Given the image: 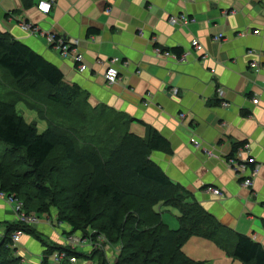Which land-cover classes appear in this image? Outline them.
<instances>
[{
	"label": "crops",
	"instance_id": "crops-1",
	"mask_svg": "<svg viewBox=\"0 0 264 264\" xmlns=\"http://www.w3.org/2000/svg\"><path fill=\"white\" fill-rule=\"evenodd\" d=\"M37 2L0 0V32L56 67L66 84L79 88L78 104L102 114L98 118L115 135L127 132L146 139L148 129L155 130L169 152L153 151L149 160L191 195L189 202L264 250V0H56L47 15L36 10ZM178 15L195 21L174 27L168 18ZM20 23L77 40L87 69L79 72L72 55L63 58L43 35L27 33ZM89 30L97 32L88 36ZM192 41H198L203 53L193 50ZM156 47L186 54L185 61L157 56ZM112 57L120 58L122 65L119 80L108 86L103 75ZM218 88L225 93L227 108L218 102ZM192 138L199 148L190 144ZM248 158L252 163L245 178L253 167L257 173L252 185L243 187L228 159ZM208 187L219 189L222 196L212 195ZM154 210L170 229L179 227L178 221L164 216L173 210L177 220L176 209L158 204ZM52 218L41 217L31 228L41 242L64 247L63 231L69 227H54ZM13 223L12 205L0 197V240L6 224ZM40 241L23 234L14 245V256L21 264H41L45 247ZM77 250L84 255L90 251ZM230 250L197 236L181 248L202 264H242ZM95 262L83 258L76 264Z\"/></svg>",
	"mask_w": 264,
	"mask_h": 264
},
{
	"label": "trees",
	"instance_id": "trees-1",
	"mask_svg": "<svg viewBox=\"0 0 264 264\" xmlns=\"http://www.w3.org/2000/svg\"><path fill=\"white\" fill-rule=\"evenodd\" d=\"M96 32L89 30L87 35ZM0 68L15 91L9 93L10 101H0V144L9 149L6 153L10 156H0V195L21 203L23 211L30 214L32 197L22 190H34L33 200L42 201L36 214L39 220L48 215L47 208H52L56 212V216L51 214L54 227H69L68 232L63 231L65 235L102 236L104 248L108 244L118 248L113 264H202L181 251L192 236L212 240L221 249L231 247L229 254L242 264H264V250L258 243L220 226L198 203L189 202L191 195L149 160L153 151L169 152L168 143L155 130L149 128L146 139L127 132L115 135L111 126H105L96 136H82L83 125L52 116L40 118L47 128L38 133L36 125L27 123L16 105L27 106L24 98L35 97L33 94L44 88L45 101L70 110L79 101V88L66 84L56 67L2 32ZM53 156L56 161L48 171L55 179L48 187L45 164ZM18 165L28 169L19 171ZM82 169L85 172L80 174ZM74 178L76 182L72 183ZM158 204L178 211L177 229L163 223L154 210ZM31 227L17 222L6 224L0 240V264H21V258L13 254L11 235L21 230L40 241ZM41 243L45 247L41 264L52 253L62 251L78 261L98 258L95 264H108L105 249H93L84 255L77 249L44 240Z\"/></svg>",
	"mask_w": 264,
	"mask_h": 264
},
{
	"label": "built area",
	"instance_id": "built-area-1",
	"mask_svg": "<svg viewBox=\"0 0 264 264\" xmlns=\"http://www.w3.org/2000/svg\"><path fill=\"white\" fill-rule=\"evenodd\" d=\"M189 1H193V0H189ZM55 3H56V0H38L36 4V10L43 15H47L50 13ZM168 21L172 26L177 27L180 25H187L188 23H192L195 20L193 18H189L186 15H178V16L169 17ZM20 27L22 30L26 31L27 33L31 35H43L45 39L47 40V43L50 46H52V48L56 49L58 53L60 54V56H62L63 58H66L72 55L74 57L75 62L78 64L77 69L79 72H83L87 69V66L83 64L82 55L78 52L79 43L77 40L67 39V38L52 34V33L42 32L40 31V29H38V27L30 23H20ZM220 38H221V35H218L217 37L214 38V40L218 41ZM191 46L196 53L198 52L203 53L204 51L202 46L198 43V41H192ZM154 52L157 56L168 57L177 62L185 61V58H186V54L177 55L176 53L172 51L161 50L158 47L154 49ZM120 65H122L120 58L112 57L108 59L106 63L104 75H103L106 85L112 86L119 80L118 67H120ZM173 92H174L173 94H175L176 90H174ZM224 94L225 93L222 89L218 88L216 90V97L218 99L219 104L221 105L222 108H227L229 106V103H227L224 100ZM257 102H258L257 100L252 101V103L254 104H257ZM183 117H184V114L181 113L179 115V120L181 121ZM190 144L194 148L200 147V143L194 138L190 139ZM228 163L233 169V171L236 173L238 179L239 178L243 179L241 185L243 187H250L253 183V177L256 175L257 170L253 167L252 172L249 174V176H247V178H245L246 176L245 172L247 171L248 165H250L252 161L249 158L247 160L240 161V162L234 161L232 159H228ZM207 191L212 193V195L214 196H217V197L222 196V193L219 189L208 187ZM6 199L8 203L12 204L13 213L16 215L17 223L32 226V225H36L39 222V219L37 218V216L26 214L23 211L21 203L15 202L11 198H6ZM22 236H23V232L21 230L14 232L11 235L12 246L17 244L20 241V238ZM64 241L66 245L65 247L71 250L88 247L89 250L95 249V250L102 251L106 248V247L105 248L103 247L104 238L102 236H97V238L94 239V238H85L79 234H70V235L64 236ZM52 256L56 264H62L63 262H68L70 264L77 263V260L75 259V257L67 256L66 253L63 251L55 252L53 253Z\"/></svg>",
	"mask_w": 264,
	"mask_h": 264
},
{
	"label": "rangeland",
	"instance_id": "rangeland-1",
	"mask_svg": "<svg viewBox=\"0 0 264 264\" xmlns=\"http://www.w3.org/2000/svg\"><path fill=\"white\" fill-rule=\"evenodd\" d=\"M10 92L15 93V91L13 90V82H10V78H8L6 72L0 68V101H5V102L10 101V99H11V97L9 95ZM33 95L35 97L28 96V98H24L26 101H28V104H27L28 107L23 103H21V104L19 103L16 110L23 116L24 120L27 123H29L31 125L32 124L36 125V130L38 133H42L47 128V124L45 123V121L40 119L43 117L49 118V119H52L53 117H58V118H62L64 120H66V122H73V124L83 125L84 128H83V135L81 134L82 136H85V135H95L96 136L104 128V125L102 124L103 121L100 118H98V117H102L103 115L100 114L98 111H86L85 108H83L78 103L76 105H74L73 107H71L70 110H65L60 106L51 105L47 101H45L46 100L45 99L46 89H44V88L40 89L37 93H35ZM34 110H36V111H34ZM23 114H25V115H23ZM54 120H52V121H54ZM108 135L109 134H107V136ZM84 139L90 140V138H88V137H84ZM8 150L9 149L4 144H0V156L3 155L4 153L8 152ZM4 155L10 157L8 153H6ZM18 156H19V154H18ZM55 161H56V157L53 156L45 164V168H46V177L45 178H46V185L48 187L53 183V180L55 179L54 176L52 174H49V171H48L49 168L52 167V164ZM20 163H23V161L20 160ZM26 169H28V167H26L24 165H18L19 171L24 172V171H26ZM84 172H85V170L82 169L80 171V174H82ZM86 172H87V170H86ZM71 181H72V183L76 182L75 178L71 179ZM34 192L35 191L32 189H23L22 190V194H27L28 197H32L31 201L33 202L34 208H32V209H30V211H28L31 215L39 214L37 212L42 207V201L33 200L34 195H35ZM0 197H2L3 199H5L7 201L6 197H4V196H0ZM18 198H20V197H18ZM45 204L47 206L48 202H45ZM171 212L174 213L173 210L168 211L164 214V216L168 218L169 222H171V220L177 221L176 220L177 215L172 214ZM45 213L48 215H46L44 217H51L52 213H53V215L56 216V212L52 208H51V210H50V208H47ZM160 215H161V213H160ZM51 245H52V243H51ZM64 247H65V245H64ZM86 248L89 249L88 247H86ZM117 249L118 248L116 246H112L111 244H108L106 246L104 251L106 253L105 254L106 257L108 258L107 259L108 264H113V262L117 259V256H118ZM26 252L27 253H24L26 256V260H29L31 253L29 251H26ZM52 255H53V253L50 256H48L45 264H56L54 262V258ZM39 259H41V262L43 261V258H39ZM95 259L97 260L98 258H95ZM95 263H97V262H95ZM68 264H70V263H68Z\"/></svg>",
	"mask_w": 264,
	"mask_h": 264
}]
</instances>
